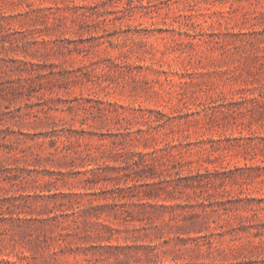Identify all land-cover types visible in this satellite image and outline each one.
<instances>
[{"label": "rangeland", "instance_id": "rangeland-1", "mask_svg": "<svg viewBox=\"0 0 264 264\" xmlns=\"http://www.w3.org/2000/svg\"><path fill=\"white\" fill-rule=\"evenodd\" d=\"M0 264H264V0H0Z\"/></svg>", "mask_w": 264, "mask_h": 264}]
</instances>
